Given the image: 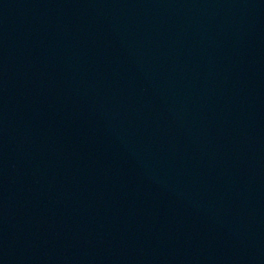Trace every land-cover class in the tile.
Instances as JSON below:
<instances>
[{"label":"water","instance_id":"obj_1","mask_svg":"<svg viewBox=\"0 0 264 264\" xmlns=\"http://www.w3.org/2000/svg\"><path fill=\"white\" fill-rule=\"evenodd\" d=\"M82 97L264 240V0H3Z\"/></svg>","mask_w":264,"mask_h":264}]
</instances>
